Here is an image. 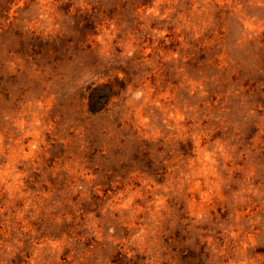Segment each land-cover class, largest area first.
Instances as JSON below:
<instances>
[{"label": "rangeland", "instance_id": "obj_1", "mask_svg": "<svg viewBox=\"0 0 264 264\" xmlns=\"http://www.w3.org/2000/svg\"><path fill=\"white\" fill-rule=\"evenodd\" d=\"M0 264H264V0H0Z\"/></svg>", "mask_w": 264, "mask_h": 264}, {"label": "trees", "instance_id": "obj_2", "mask_svg": "<svg viewBox=\"0 0 264 264\" xmlns=\"http://www.w3.org/2000/svg\"><path fill=\"white\" fill-rule=\"evenodd\" d=\"M112 90H113L112 87L109 86L108 84L97 87L95 89V93L91 96V99L94 102L92 104L93 108H95V106H99L97 104H103L105 100L106 101L109 100V97L112 94Z\"/></svg>", "mask_w": 264, "mask_h": 264}]
</instances>
